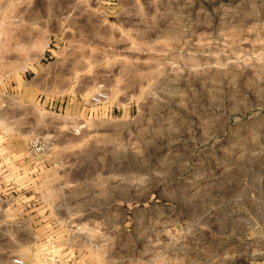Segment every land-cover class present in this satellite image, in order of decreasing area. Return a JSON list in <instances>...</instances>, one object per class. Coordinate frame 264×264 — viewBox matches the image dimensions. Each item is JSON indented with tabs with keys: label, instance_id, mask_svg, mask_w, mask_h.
<instances>
[{
	"label": "rangeland",
	"instance_id": "374dc122",
	"mask_svg": "<svg viewBox=\"0 0 264 264\" xmlns=\"http://www.w3.org/2000/svg\"><path fill=\"white\" fill-rule=\"evenodd\" d=\"M67 243L264 264V0H0V264Z\"/></svg>",
	"mask_w": 264,
	"mask_h": 264
},
{
	"label": "built area",
	"instance_id": "2783aa9c",
	"mask_svg": "<svg viewBox=\"0 0 264 264\" xmlns=\"http://www.w3.org/2000/svg\"><path fill=\"white\" fill-rule=\"evenodd\" d=\"M106 97L102 93H96L92 97H90V103L92 105H98L105 101ZM43 139L40 137H34L29 140L28 143V150L29 152L35 154L38 153L41 150V147L43 146ZM65 227L67 228V231L70 235H77L81 231L82 225L75 223L72 219H68L64 221ZM86 242H88L89 247L93 252L97 251V247L95 245H91L87 239H85ZM74 245L71 243L65 244L63 247L56 248L54 244H51L50 246L43 247V251L49 250V252L45 255L44 261L41 264H90L87 262V260L84 258V252L75 253V249L73 248ZM49 247V248H48ZM55 247V248H54ZM52 251H58L59 253H62V255H53ZM94 252V253H95ZM86 253V252H85ZM77 254H80L77 255ZM91 263H95L91 261ZM8 264H25L23 259L19 256L12 257L8 260Z\"/></svg>",
	"mask_w": 264,
	"mask_h": 264
}]
</instances>
